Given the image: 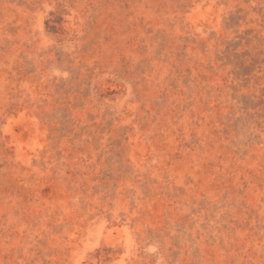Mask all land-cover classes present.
I'll return each instance as SVG.
<instances>
[{
	"label": "rangeland",
	"instance_id": "374dc122",
	"mask_svg": "<svg viewBox=\"0 0 264 264\" xmlns=\"http://www.w3.org/2000/svg\"><path fill=\"white\" fill-rule=\"evenodd\" d=\"M0 264H264V0H0Z\"/></svg>",
	"mask_w": 264,
	"mask_h": 264
}]
</instances>
